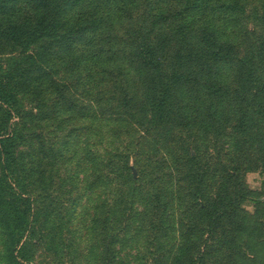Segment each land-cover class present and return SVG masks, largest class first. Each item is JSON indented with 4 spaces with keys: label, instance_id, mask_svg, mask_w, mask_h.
<instances>
[{
    "label": "rangeland",
    "instance_id": "obj_1",
    "mask_svg": "<svg viewBox=\"0 0 264 264\" xmlns=\"http://www.w3.org/2000/svg\"><path fill=\"white\" fill-rule=\"evenodd\" d=\"M191 4L88 0L75 17H100L99 30L73 49L45 41L22 61L10 177L30 207L31 264H264V144L236 128L238 100L209 125L202 89L174 93L167 122L154 125L150 77L135 58L140 45L162 49L165 40L169 73L175 53L191 49L173 37L189 12L240 57L264 53V0H214L201 13ZM29 53L0 41L8 69ZM232 65L218 67L229 86L238 80ZM192 67L185 61L182 71ZM256 76L264 80L261 59ZM217 198L226 209L216 224L204 208ZM9 247L0 221V264H12Z\"/></svg>",
    "mask_w": 264,
    "mask_h": 264
},
{
    "label": "trees",
    "instance_id": "obj_2",
    "mask_svg": "<svg viewBox=\"0 0 264 264\" xmlns=\"http://www.w3.org/2000/svg\"><path fill=\"white\" fill-rule=\"evenodd\" d=\"M87 1L0 0V41L19 46L23 54L31 52L33 47H41V44L48 40H51L49 42L51 46L67 43L73 49L85 39H89L91 33L99 30L103 25V19L90 14L75 17L76 13L85 7ZM212 1L214 0H192L188 9L191 12L201 13ZM224 5L234 10L230 2ZM196 21L195 15L190 12L185 19L178 20L180 25L173 37H177V41L180 38L182 43L191 49H185L184 54L181 51L175 53V64L169 73L163 68L168 61V53L164 52L168 42L165 40L162 42L164 43L162 49L159 48L160 43L154 45L148 43L136 48L135 58L140 70L145 71L150 77L152 94L146 97V100L152 124L156 125L155 121H158V124L167 122L169 117L165 115L172 106L174 93L184 97L202 89L208 97L201 107L205 123L212 124L217 118L219 108L225 103L232 102L231 99H237L241 111L236 128L238 127L242 133L245 128L252 130L255 136L253 143L258 146L263 145L264 119L256 121L255 117L264 114V80L256 76L257 61L258 59L264 61V53L240 57L234 52L232 43L225 41L209 28L198 27ZM198 34H205L207 42L199 41ZM26 59L35 60L29 53L25 59L22 58L10 69L7 68L6 61L0 59V168L2 170L0 221L8 232L12 264H31L26 238L31 232L30 207L27 199L19 192L18 186L14 187L11 183L16 165V141L20 140L19 133L11 123L17 111L14 80L21 73L23 63H26L22 61ZM185 61L194 68V71L187 75L182 71ZM221 63H225L226 66L229 64L236 66L238 77L236 85L229 86L219 79L218 67ZM203 67L204 69L200 71ZM154 73H158V76ZM176 104L180 105L178 101ZM251 121H253L252 125H250ZM262 160L264 161V158ZM221 202L219 198L218 202L212 201V209L209 206L204 208L209 219L216 224L220 221L222 210L226 209ZM192 264H198V261H193Z\"/></svg>",
    "mask_w": 264,
    "mask_h": 264
}]
</instances>
